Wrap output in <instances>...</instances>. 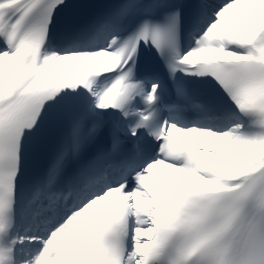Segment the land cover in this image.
Wrapping results in <instances>:
<instances>
[{
  "label": "snow or ice",
  "instance_id": "1",
  "mask_svg": "<svg viewBox=\"0 0 264 264\" xmlns=\"http://www.w3.org/2000/svg\"><path fill=\"white\" fill-rule=\"evenodd\" d=\"M75 9L0 0V264H264V0H200L186 49L178 0ZM142 45L222 102H162Z\"/></svg>",
  "mask_w": 264,
  "mask_h": 264
}]
</instances>
